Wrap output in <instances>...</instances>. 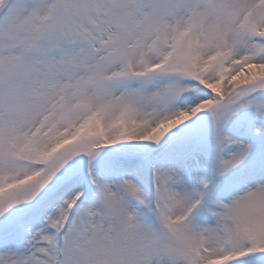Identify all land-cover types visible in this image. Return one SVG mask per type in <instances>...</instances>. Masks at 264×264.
Returning a JSON list of instances; mask_svg holds the SVG:
<instances>
[{"label": "snow or ice", "instance_id": "obj_1", "mask_svg": "<svg viewBox=\"0 0 264 264\" xmlns=\"http://www.w3.org/2000/svg\"><path fill=\"white\" fill-rule=\"evenodd\" d=\"M0 264H264V0H0Z\"/></svg>", "mask_w": 264, "mask_h": 264}]
</instances>
